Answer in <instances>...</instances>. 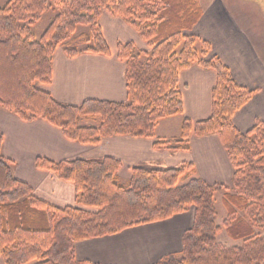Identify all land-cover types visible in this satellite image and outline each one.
Returning a JSON list of instances; mask_svg holds the SVG:
<instances>
[{"label":"trees","instance_id":"trees-1","mask_svg":"<svg viewBox=\"0 0 264 264\" xmlns=\"http://www.w3.org/2000/svg\"><path fill=\"white\" fill-rule=\"evenodd\" d=\"M200 0H9L0 8V108L23 121L43 119L65 138L96 145L102 137L128 135L151 138L157 122L183 111L178 76L193 63L216 73L209 118L184 119L179 140L169 149H188L190 134H217L233 166V192L224 194L227 236L241 244L217 241L214 192L225 189L199 178L178 185L189 164L175 169L138 166L127 187L117 183L120 162L75 160L55 163L38 158V168L50 170L75 188L76 207L58 208L33 195L17 180L1 154L0 135V256L4 264H88L74 259L76 241L118 233L164 221L193 208L192 226L182 235L180 256L157 264H264V122L240 132L233 114L251 97L229 69L210 54L204 40L196 50L193 29L202 16ZM51 9L55 16L37 40L30 27ZM103 11L131 26L148 50L129 42L119 44L125 61L128 101H85L63 105L37 87L51 82V55L61 46L68 57L81 52L108 55L98 20ZM78 26H89L81 49L69 39ZM145 56L147 60H141ZM83 117L98 125L80 124ZM168 143L155 142L158 148Z\"/></svg>","mask_w":264,"mask_h":264},{"label":"crops","instance_id":"crops-1","mask_svg":"<svg viewBox=\"0 0 264 264\" xmlns=\"http://www.w3.org/2000/svg\"><path fill=\"white\" fill-rule=\"evenodd\" d=\"M208 10H202L193 34L209 44L210 54L229 69L239 86L253 92L231 119L238 131L245 132L257 122H264V42L256 34L247 33L245 19L237 17L220 0ZM98 25L109 47L108 55L81 52L68 57L61 46L53 51L51 82L40 86L56 102L80 106L85 101H128L126 64L117 57V48L131 42L144 51L145 43L131 26L106 11L102 12ZM178 84L183 111L159 120L151 138L113 135L102 137L96 145L82 144L65 138L59 128L43 119L23 121L0 108L1 154L17 180L28 184L36 198L58 208L78 206L75 188L56 173L38 168V158L59 163L111 157L120 162L116 177L123 173L127 180L138 166L175 169L189 164L191 169L184 174L183 182L199 178L209 185L224 186L227 190L214 192L215 205L218 191L223 203L226 191L233 192L234 169L219 136L190 134L187 150L168 148L180 139L184 119L197 122L210 117L216 73L193 63L180 71ZM162 121L163 126L159 127ZM84 122L80 124H88ZM155 142L168 144L155 148ZM193 214L190 207L164 221L76 241L74 259L88 264H157L168 256H180L182 235L192 226ZM0 264H4L1 256Z\"/></svg>","mask_w":264,"mask_h":264},{"label":"rangeland","instance_id":"rangeland-1","mask_svg":"<svg viewBox=\"0 0 264 264\" xmlns=\"http://www.w3.org/2000/svg\"><path fill=\"white\" fill-rule=\"evenodd\" d=\"M9 0H0V8H2ZM219 0H200L199 4L203 11L209 12V8L214 5L215 2H218ZM231 12H234V14L239 17L240 19H245L246 26L249 27V30H247V33H253L256 34L257 37H259V40H262L264 42V0H220ZM55 13L48 9L47 11L43 12L39 18V20L33 24L30 29L35 36V38L38 40L42 33L46 30L52 19L54 18ZM245 27V29H247ZM90 27L89 26H78L75 33L71 36V38L68 40L70 45H75L79 49H81L85 44L81 42V38L84 34L89 33ZM197 38V37H196ZM201 39L197 38L195 43V49L200 50L202 49L201 45L202 42ZM138 47V48H137ZM137 50H141L139 46H137ZM142 48L144 50H148L146 44L142 45ZM141 60L145 61L147 58L145 56L141 57ZM38 88L41 89L40 85H37ZM84 121H87L88 124L98 125V119H91L88 120L81 119V123H85ZM159 127L163 126V121L159 123ZM158 127V128H159ZM123 173L118 175L117 177V183L123 187H127L129 184V180L125 178V176H122ZM184 176H181L178 185H183L186 183L183 182ZM222 193H219V191L215 195L216 200V211H217V218L216 223L219 226H222V233H219L217 235V241L226 247H236L241 244L240 241H235L231 238H229L224 231L223 222L227 219V212L226 209L222 203ZM264 234V232H263Z\"/></svg>","mask_w":264,"mask_h":264}]
</instances>
